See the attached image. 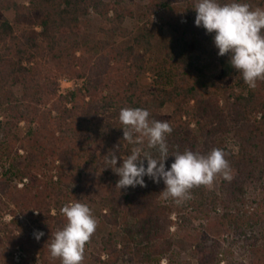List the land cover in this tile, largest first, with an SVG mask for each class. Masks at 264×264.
Returning <instances> with one entry per match:
<instances>
[{
    "label": "trees",
    "instance_id": "trees-1",
    "mask_svg": "<svg viewBox=\"0 0 264 264\" xmlns=\"http://www.w3.org/2000/svg\"><path fill=\"white\" fill-rule=\"evenodd\" d=\"M126 1L0 0V264H61L48 245L67 223L60 211L64 205L79 201L94 215L88 204L95 202L93 190L83 174L90 166L103 169L110 187L101 201L107 212L100 213L101 253L94 262L170 261L176 201L158 202L163 181L149 183L145 176V186L119 189V177L105 164L113 152L119 167L120 157L135 146L123 140L118 117L125 107L147 109L150 119L170 123L166 169L175 153L186 150L226 153L231 179L218 175L215 188L194 187L177 215L190 226L194 218L204 221L202 240L196 237L194 246L198 264L208 263L202 243L211 228L230 229L249 241L251 264H264V81L249 88L229 54L218 55L215 33L195 25L196 0H136L142 2L136 8L126 7ZM239 2L264 8V0ZM9 10L18 23L42 30L18 33L4 13ZM91 10L102 18L100 37L83 31L81 18ZM138 16L136 31L126 27L128 18ZM212 66L218 68L215 77L207 73ZM149 70L157 78L144 85ZM61 77L81 84L60 94ZM168 104L175 106L170 115L162 112ZM230 134L239 140L237 152L219 142ZM248 185L262 198L250 200ZM220 207L223 214L214 217ZM35 231L44 235L37 240Z\"/></svg>",
    "mask_w": 264,
    "mask_h": 264
},
{
    "label": "clouds",
    "instance_id": "clouds-1",
    "mask_svg": "<svg viewBox=\"0 0 264 264\" xmlns=\"http://www.w3.org/2000/svg\"><path fill=\"white\" fill-rule=\"evenodd\" d=\"M194 10L195 25L202 26L208 34L215 33L218 55L229 54L231 67L249 88L255 89L258 81H264V8L253 9L239 0L223 4L219 0H196ZM149 117V111L143 108L125 107L119 112L123 140L135 146L130 155L120 157L119 167L115 153L109 152L104 157L107 168L119 177L116 187H143L147 176L155 183L163 181L165 188L160 193L163 199L171 198L179 203L191 198V189L210 186L218 175L231 179L230 163L219 148L206 155L190 150L175 153L174 162L166 169L165 161L169 157L166 138L173 129L168 121ZM145 149H155L158 157ZM60 211L67 223L51 238L50 255L59 258L61 264H82L85 245L97 228V220L89 206L79 201L64 205ZM43 235L40 232L35 238L39 240Z\"/></svg>",
    "mask_w": 264,
    "mask_h": 264
},
{
    "label": "rangeland",
    "instance_id": "rangeland-1",
    "mask_svg": "<svg viewBox=\"0 0 264 264\" xmlns=\"http://www.w3.org/2000/svg\"><path fill=\"white\" fill-rule=\"evenodd\" d=\"M18 4H24L29 5L30 0H14ZM106 3L113 2L115 0H102ZM137 4L141 5L142 2H137L136 0H128L125 2V6L129 8H136ZM7 18L14 23V25L17 28V32L21 33L24 30H27L29 32H40L42 30L41 27L35 26L34 24H22L18 23L15 12L13 10L5 11L4 12ZM141 18V16H140ZM138 16V18L131 19L128 18L125 25L126 27L130 28L133 31H136L138 28L139 21H141ZM154 21H157L156 17L154 18ZM102 18L99 14L95 13L94 11H90L89 15L83 16L81 18V24L84 33L91 36H97L100 37L99 33V27L101 25ZM166 34L170 36L172 32L166 28L165 30ZM155 67V65H152ZM207 73L210 77H215L218 74V68L216 66H212L211 68L207 69ZM157 78V72H152L149 70V72L146 73L145 77L142 78V84L146 85L148 82L151 83L153 80ZM81 84L79 81H74L68 77H61L58 80L59 84V93L60 94H67L68 91L76 89L74 88V83ZM74 88V89H72ZM17 94L21 93L22 88L20 86L16 87ZM175 106L173 104H168L164 109L163 113L166 115H170L174 111ZM190 110L192 109V106H189ZM3 119V115L0 113V120ZM22 128L18 129V132L20 135L23 136L25 133V123L20 124ZM192 127L196 129V126L193 124ZM219 142L227 147L228 149L233 150L234 152H237L239 150V140L237 137L233 135H224L221 136L219 139ZM84 179L86 181V184L89 185L93 190V200L95 202L88 203L92 206V209L94 210V217L97 220V228L94 232V234L91 236L90 240L85 245L84 250V259L82 261V264H97L93 260L94 255H99L101 253V242L100 237L103 235L102 230L100 229V213H106L107 211L102 208L101 201L106 199V197L110 194V187L108 183L105 180L104 171L101 169L100 166H90L83 169ZM232 175V174H231ZM152 179L149 178L147 182L151 183ZM216 183H212L209 187L215 188ZM251 185H248V191L249 195L248 198L250 200L253 199H261L262 198V192L261 191H255L253 187L251 188ZM165 185L164 183L160 186L159 190L160 193L164 190ZM170 200L163 199L161 195L158 198V202L162 204H167ZM186 200L180 201L179 203L172 204L173 205V212L171 214L170 219L175 221L176 224L171 227L172 231V238H173V245L171 248L170 253L168 254V257L170 258V264H198L197 256L194 253L196 237H200V240H202V236L198 235L199 231H202L201 225L204 224V221L202 218H194L193 219V226L183 224L178 220L177 215L179 212H184L185 210L183 207L181 208V205ZM220 210L214 214V217L219 218L224 210L222 208H219ZM195 213H192V216L195 217ZM134 219L132 218L131 221ZM201 229V230H200ZM37 234V231L33 233L35 236ZM252 231L248 233V238L253 237ZM257 237V236H256ZM203 247L204 252L206 254L207 264H251V253H250V246L251 243L244 239L243 237L234 235V232L230 229H218V228H211L206 234L205 237H203ZM254 238V237H253ZM252 238V239H253ZM259 245V243L257 244ZM166 260H163V263H169Z\"/></svg>",
    "mask_w": 264,
    "mask_h": 264
},
{
    "label": "built area",
    "instance_id": "built-area-1",
    "mask_svg": "<svg viewBox=\"0 0 264 264\" xmlns=\"http://www.w3.org/2000/svg\"><path fill=\"white\" fill-rule=\"evenodd\" d=\"M72 82H73V81H72ZM73 83H74V82H73ZM74 85H75V86H74V88H75V87L77 86V84L74 83ZM74 88H72V89H74Z\"/></svg>",
    "mask_w": 264,
    "mask_h": 264
}]
</instances>
